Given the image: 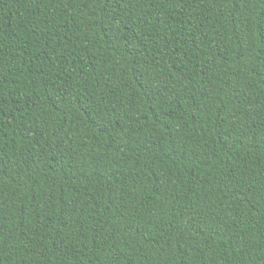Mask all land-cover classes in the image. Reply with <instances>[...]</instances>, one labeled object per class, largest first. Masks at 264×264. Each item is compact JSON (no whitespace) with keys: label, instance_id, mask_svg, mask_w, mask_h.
I'll return each mask as SVG.
<instances>
[{"label":"trees","instance_id":"trees-1","mask_svg":"<svg viewBox=\"0 0 264 264\" xmlns=\"http://www.w3.org/2000/svg\"><path fill=\"white\" fill-rule=\"evenodd\" d=\"M0 264H264V0H0Z\"/></svg>","mask_w":264,"mask_h":264}]
</instances>
